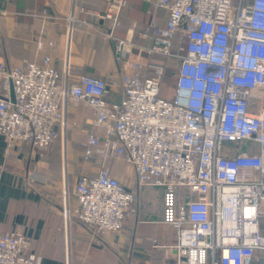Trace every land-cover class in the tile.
Listing matches in <instances>:
<instances>
[{
	"label": "built area",
	"instance_id": "built-area-1",
	"mask_svg": "<svg viewBox=\"0 0 264 264\" xmlns=\"http://www.w3.org/2000/svg\"><path fill=\"white\" fill-rule=\"evenodd\" d=\"M104 1L100 18L113 28L128 1ZM148 1L167 12L166 22L152 19V43L138 47L144 61L123 71L120 102L107 100L102 78L66 75L61 82L48 57L6 65L0 40L6 151L22 142L49 147L56 126L67 125L66 104L86 106L104 134L81 142L84 156L101 162L123 155L138 185L161 189L162 220L176 232L169 248L177 264H252L257 258L264 264V108L253 101V93L264 90V0ZM105 34L118 58L127 59L130 40ZM142 67L144 77L137 72ZM168 69L174 87L163 96ZM70 195L76 206L64 209L67 218L76 217L96 238L122 229L134 199L102 165L93 177L78 174ZM40 263L27 235L0 228V264Z\"/></svg>",
	"mask_w": 264,
	"mask_h": 264
},
{
	"label": "crops",
	"instance_id": "crops-1",
	"mask_svg": "<svg viewBox=\"0 0 264 264\" xmlns=\"http://www.w3.org/2000/svg\"><path fill=\"white\" fill-rule=\"evenodd\" d=\"M127 1L112 28L100 18L107 8L104 0H0L1 57L8 66L41 64L48 57L61 82L66 75L102 78L109 88L107 100L120 102L123 71L132 72V61H144L138 47L152 43V19L164 25L167 18L148 0ZM107 31L130 40L124 47L127 59L118 58ZM137 72L148 74L144 67ZM65 109L67 125L56 126L58 136L45 149L22 142L7 153L0 136L1 230L27 235L40 264H177V253L169 248L176 232L162 220L161 189L138 185L123 155H108L101 162L97 156L85 157L81 142L104 130L94 127L90 108L67 103ZM100 165L133 191L134 199L121 230L93 238L64 209L76 206L70 195L76 176L93 177ZM31 173L40 179H30Z\"/></svg>",
	"mask_w": 264,
	"mask_h": 264
},
{
	"label": "rangeland",
	"instance_id": "rangeland-1",
	"mask_svg": "<svg viewBox=\"0 0 264 264\" xmlns=\"http://www.w3.org/2000/svg\"><path fill=\"white\" fill-rule=\"evenodd\" d=\"M174 87V83L173 82H168V81H165L164 80V83L162 84V87L161 89L163 90V96H168L170 95L171 91H172V88ZM253 101L254 102H257V103H260L261 106L264 108V90H261V91H256L253 93ZM93 238H96L94 237L93 235H91ZM260 259L257 258L256 260V263L257 264H260Z\"/></svg>",
	"mask_w": 264,
	"mask_h": 264
},
{
	"label": "trees",
	"instance_id": "trees-1",
	"mask_svg": "<svg viewBox=\"0 0 264 264\" xmlns=\"http://www.w3.org/2000/svg\"><path fill=\"white\" fill-rule=\"evenodd\" d=\"M173 71H172V69H168L167 71H166V73H165V78H164V80L165 81H170V82H172V80H173ZM252 264H257V263H252Z\"/></svg>",
	"mask_w": 264,
	"mask_h": 264
},
{
	"label": "water",
	"instance_id": "water-1",
	"mask_svg": "<svg viewBox=\"0 0 264 264\" xmlns=\"http://www.w3.org/2000/svg\"><path fill=\"white\" fill-rule=\"evenodd\" d=\"M10 96H11V100L13 101L14 97H13V91H12V86L11 85H10Z\"/></svg>",
	"mask_w": 264,
	"mask_h": 264
}]
</instances>
